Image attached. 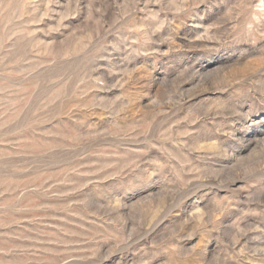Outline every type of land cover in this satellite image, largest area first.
Wrapping results in <instances>:
<instances>
[{
  "label": "rangeland",
  "instance_id": "1",
  "mask_svg": "<svg viewBox=\"0 0 264 264\" xmlns=\"http://www.w3.org/2000/svg\"><path fill=\"white\" fill-rule=\"evenodd\" d=\"M0 264H264V0H0Z\"/></svg>",
  "mask_w": 264,
  "mask_h": 264
}]
</instances>
